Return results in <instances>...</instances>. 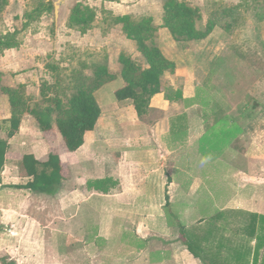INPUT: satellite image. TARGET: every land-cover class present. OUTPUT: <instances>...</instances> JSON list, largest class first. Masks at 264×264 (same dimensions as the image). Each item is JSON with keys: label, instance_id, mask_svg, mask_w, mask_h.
Listing matches in <instances>:
<instances>
[{"label": "crops", "instance_id": "1", "mask_svg": "<svg viewBox=\"0 0 264 264\" xmlns=\"http://www.w3.org/2000/svg\"><path fill=\"white\" fill-rule=\"evenodd\" d=\"M161 25L163 12L157 44L175 71L163 75L164 92L152 97L147 114L140 117L133 105L114 100L119 88L113 85L124 80L111 73L95 93L102 115L76 152L68 151L57 130L41 134L29 116L23 117L9 141L2 174L0 264H238L227 259L232 256L226 237L234 229L264 231V94L250 95L247 79L237 76L238 88L247 91L227 92L225 86L224 93L241 105H215L220 80L230 79L232 67L219 62L225 30L216 27L187 46ZM12 82L7 86L20 84ZM103 94L112 100L105 110ZM3 97L1 121L12 117L9 97ZM30 134H39V140ZM52 137L64 145L61 190L45 196L14 188L28 182L19 176L18 162L25 154L45 160ZM25 146L29 150L21 153ZM13 152L19 159L11 162ZM104 178L119 186L109 194L87 189L88 181ZM35 198L60 203L58 209L55 201L40 206ZM182 227L201 237L214 232L202 248L222 250L220 257L208 254V262L201 251H196L200 257L191 254L179 236ZM90 233L99 245L94 254L86 247ZM251 250L252 261L256 255L262 260L264 242L253 240Z\"/></svg>", "mask_w": 264, "mask_h": 264}, {"label": "rangeland", "instance_id": "2", "mask_svg": "<svg viewBox=\"0 0 264 264\" xmlns=\"http://www.w3.org/2000/svg\"><path fill=\"white\" fill-rule=\"evenodd\" d=\"M178 1L186 2L191 8L198 9V12L184 13L188 15L182 14L180 18H174L173 24L177 29L186 22H192L194 29L201 31L206 28L208 21L216 19L226 32L223 36L226 45L222 44L226 50L219 52L221 56L219 62L227 61L232 67L227 69L230 79L220 80V92L215 105L221 107L228 105L230 107L233 103L236 107L241 105L240 101H229V93H224L225 86L228 87L227 92L233 89L235 92L247 91V88L242 87L241 90L238 88L237 76L239 81L247 79L246 87L248 86L250 95L256 90L257 93L264 94V45L259 39L261 37L264 40V6L262 7L264 0ZM164 2L165 0H0V34H13L18 31L15 37L16 44L0 50V105L4 99L3 95H7L3 89H12L7 86L13 84L12 81L20 83L13 89L24 86V97L33 101L40 99L41 85L53 81L58 73L70 77L73 71H83L87 77L86 83L93 84L100 74V69L108 68L110 76L113 73L123 78V66L119 63L121 54L130 57L140 66H147V61L138 51L136 43L127 39L125 29L131 33L134 28L132 24H140L146 14L153 19L152 25L157 27L161 23ZM257 3L261 5L259 10ZM39 5L46 8L43 16L24 26L25 13L32 12ZM129 14H132L134 19L127 28L124 29L123 24L111 25L113 17L131 18ZM186 33L187 31L183 34ZM154 36L155 39L151 40L156 42L157 32ZM193 43L188 42L186 45L192 46ZM81 63L86 64L84 69ZM52 67L58 70H52ZM258 82L260 83L257 86ZM123 85L114 84L113 89H120ZM109 92L111 95V91ZM110 95L99 96L104 110L105 106L112 102ZM114 100L116 101V97ZM253 101L254 99H250L249 104ZM30 118L34 122L33 118ZM30 137L39 140V134H30ZM51 139L50 151L62 155L65 160L62 153L63 142L55 137ZM215 140L213 143L217 144ZM21 149V153L29 150L26 146ZM11 155V162L19 159L16 152ZM35 199L40 206L47 203L51 206L55 201L57 209L60 203L56 198ZM85 220L91 221L89 218ZM94 240L90 233L86 247L91 254L98 251L99 245ZM75 243L80 245L79 242ZM82 245L84 246V243ZM103 246L108 248L106 245ZM109 249L111 251V247ZM75 253L78 255V251ZM79 259L83 262V259ZM86 262L90 264V260Z\"/></svg>", "mask_w": 264, "mask_h": 264}, {"label": "trees", "instance_id": "3", "mask_svg": "<svg viewBox=\"0 0 264 264\" xmlns=\"http://www.w3.org/2000/svg\"><path fill=\"white\" fill-rule=\"evenodd\" d=\"M256 6L258 10L261 8L258 3ZM45 10L46 8L39 5L32 12L25 13L23 17L24 26H27L33 20L40 19ZM195 11L198 12V9L191 8L186 2L165 0L163 4V25L161 26L169 29L172 37L180 43L204 40L210 36L216 27H221L216 19L208 21L206 28L201 31L194 29L192 22H186L178 29L175 27L173 24L174 18H180L184 13L190 14ZM188 14L184 15L187 16ZM132 19L134 18L128 16L113 17L111 25L123 24L125 29L130 25ZM152 22V18L143 17L140 24H132L134 28L131 33H128L125 29L127 39L136 43L138 51L147 61V66L138 65L124 54L119 57V63L123 66L124 85L116 91V100L122 105H133L140 117L147 114L152 97L164 92L163 75L166 72L174 74L175 71V64L162 55L157 41L151 40L152 38L155 39L154 34L156 32L158 34L159 30V27L153 26ZM80 30L82 31V29ZM185 31L187 33L183 34ZM17 33L18 31L13 34H0V50L13 47L16 44L15 37ZM149 41L151 42L148 43ZM81 65L83 69L86 66L84 63H81ZM52 70H58V68L52 67ZM100 70V74L93 81V84L86 83L87 77L83 71H73L70 77H64L58 73L53 81L44 82L41 85L40 99L33 101H30L31 98L26 99L24 97L25 87L22 85L16 90L13 88L3 89L9 97L12 117L9 120H0V188L2 174L7 162L6 155L10 149L9 141L19 133L25 114L33 118L41 134L57 130L69 152L74 153L83 146L86 133L96 128L102 115L95 92L109 78H112L108 73V68H101ZM18 169L20 177L28 179V182L14 188L24 189L36 195L55 196L61 190L65 180L61 158L58 154L52 152L45 160H39L33 154H25L19 162ZM118 186L119 183L113 179L104 178L88 181L86 187L89 191L109 194ZM206 226L209 227V225ZM180 231L181 240L194 256L200 257L196 251H201L200 254L205 255L207 261L210 260L206 257L208 254L213 258L220 257L222 250L208 251L204 247L202 248V242L207 241L211 235L212 239L215 238L216 234L214 232H210L209 236L201 237L197 234L196 236L193 235L190 228L182 227ZM251 233L250 228H248V232L242 230V233H240V229H234L233 233L226 237V243L229 242L227 252L232 256L227 259H231L232 262L235 259L238 264H264V257L259 260V256L256 255L254 261L250 259L251 243L253 240L260 241V243L264 242V231L259 234ZM210 240L208 241L210 242ZM193 243L195 246H193ZM244 247H247L246 252L243 250ZM10 264L17 263L12 262Z\"/></svg>", "mask_w": 264, "mask_h": 264}]
</instances>
